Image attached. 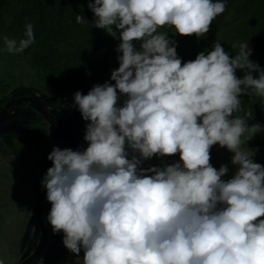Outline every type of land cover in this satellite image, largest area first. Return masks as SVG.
<instances>
[{
	"label": "rangeland",
	"instance_id": "obj_1",
	"mask_svg": "<svg viewBox=\"0 0 264 264\" xmlns=\"http://www.w3.org/2000/svg\"><path fill=\"white\" fill-rule=\"evenodd\" d=\"M6 5L4 9L0 7V12L10 7L9 2ZM195 10L181 13L164 9L135 28L136 32L151 33L161 38L164 62L138 51L132 52L122 41L116 40L110 66L116 70L120 84L163 93L166 68L176 59L179 40L199 30L210 31L217 37L220 33L210 17L197 15ZM220 18L231 20L232 12L227 10L220 14ZM18 51L12 39L0 40V68L10 82L6 94L0 97V105L3 98L40 93ZM182 77L183 72L180 71L174 81L182 80ZM143 97L150 110L141 119L149 140L141 154L142 163H155L160 176L155 187L143 186V192L146 190L147 194H143L140 213L148 215V224L140 231L131 230L137 215L133 210L124 218L100 215L80 216L74 220L46 217L51 234L49 248L59 250L63 257L83 259L82 264H264L259 244L242 253L229 248L236 231V202L246 195L235 170L240 166L245 146L242 148L237 142L230 118L224 115L213 95L205 94L203 99L190 103L209 115L205 117L204 143L189 132L175 130L170 133V149L166 133V104L180 99L176 96L160 100ZM152 105L159 111L164 109L157 120L149 117L154 113ZM237 129L240 132V128ZM12 135L7 142L0 136L2 149L22 147L20 133L8 134ZM11 140L15 142L13 146L9 145ZM256 146L254 148L264 150L263 143ZM19 176L20 173L15 182L20 189L8 190L14 208L24 206V203L17 202L22 199L26 202L29 197L22 194L25 183ZM152 189L154 198L149 196ZM21 214L0 218V264H14L18 260L23 244L21 230L34 226L29 213ZM67 264L78 263L72 261Z\"/></svg>",
	"mask_w": 264,
	"mask_h": 264
},
{
	"label": "flooded vegetation",
	"instance_id": "obj_2",
	"mask_svg": "<svg viewBox=\"0 0 264 264\" xmlns=\"http://www.w3.org/2000/svg\"><path fill=\"white\" fill-rule=\"evenodd\" d=\"M156 57L164 62L161 52ZM109 68L114 69L110 62ZM179 70L183 72L182 80L174 81L180 74ZM114 71L119 89L123 93L118 104L110 105L105 101H83L77 97L54 95L57 98L47 104L44 110L54 120L57 138L49 134L50 121L36 108L17 105L8 109L10 112L22 111L23 114L0 126L2 141L7 142L14 136H8L10 133H20L23 145L7 151L0 145V218L29 213L34 220V226L21 230L22 253L14 264H20L38 244L40 229L35 221L38 182L42 187L40 208L45 224L46 242L37 264L83 262V259L63 257L59 250L49 248L51 234L46 217L70 220L80 216L99 215L105 218H124L126 213L133 210L137 215L131 224V230L140 231L148 224V215L140 213L143 194H147L146 190L143 192V186L155 187L160 176L155 163H142L141 154L149 140L143 130L141 119L150 110L143 95L159 100L170 96L180 99L179 102L172 101L166 104L165 114L168 123L166 133L170 149L172 148L170 133L175 130L189 132L204 143L202 135L205 132V117L209 115L205 110L196 109L190 103L203 99L205 94L214 96L224 115L233 123L235 138L240 147L245 146L239 165L249 151L257 148V144H264V139L254 138L253 129L254 123H257L254 118V105L260 104L245 98H237L232 87L202 68L190 67L187 63L175 60L166 68V87L163 93L146 87L123 86L115 69ZM215 78L221 87L220 94L217 88L211 85ZM39 92L33 95L53 96ZM224 96L229 102L237 103L233 112H228L223 106ZM12 98L14 97L3 98L0 109ZM80 103L95 108L79 110ZM152 107L154 113L149 117L157 120L163 115L164 109L159 111L156 106ZM147 108L149 109L145 112ZM237 128H240V132ZM244 135L246 139H243ZM14 143L11 140L9 145L13 146ZM259 150L264 153L263 149ZM238 168V166L235 168L237 179ZM262 169L264 160L260 171ZM17 172L20 173L19 179H24L25 183L22 194L29 197L26 202H23V199L17 202L24 203V206L14 208L11 206L8 190L18 187V183L15 182L18 178ZM149 196L155 197L153 189ZM143 218L146 219V223L139 226Z\"/></svg>",
	"mask_w": 264,
	"mask_h": 264
},
{
	"label": "trees",
	"instance_id": "obj_3",
	"mask_svg": "<svg viewBox=\"0 0 264 264\" xmlns=\"http://www.w3.org/2000/svg\"><path fill=\"white\" fill-rule=\"evenodd\" d=\"M5 2L10 7L0 12V40L16 43L38 91L118 104L123 93L109 68L114 42L156 57L161 38L135 28L164 9L183 13L196 8L220 33L217 37L199 30L186 35L179 40L175 60L206 70L232 87L237 98L264 107V0H0L3 9ZM227 10L231 20L220 18ZM6 76L0 68V97L10 87ZM253 129L254 138L264 139L263 124L255 122ZM263 160L264 153L253 148L238 168L246 195L236 202L237 230L229 242L237 253L259 244L264 254V207L253 195Z\"/></svg>",
	"mask_w": 264,
	"mask_h": 264
},
{
	"label": "water",
	"instance_id": "obj_4",
	"mask_svg": "<svg viewBox=\"0 0 264 264\" xmlns=\"http://www.w3.org/2000/svg\"><path fill=\"white\" fill-rule=\"evenodd\" d=\"M211 85H214L217 90L218 94H220L221 87L219 85L218 79H213L211 82ZM57 96H45V95H20L18 97H14L10 99L8 102L3 105V107L0 109V126L5 123L8 120H11L21 114L23 112H10L8 109L12 106L17 105H26V106H32L36 108L39 112H41L49 121H50V127H49V134L52 137L57 138L58 133L56 130V126L54 123V120L52 116L47 114V112L44 110V107L55 100ZM223 106L228 112H233V110L237 107V103L235 102H229L226 97L224 96L222 101ZM83 108H95L92 106H89L84 103L79 104V110ZM254 116L256 118V121L260 124L264 125V109L260 105H254ZM41 194H42V187L40 182H38V193L35 203V221L37 222L39 229H40V237L38 240V244L34 251L29 254L20 264H37L39 261V258L41 256V253L43 251V248L45 246L46 242V230H45V224L43 221L42 213H41ZM253 195L255 199L259 202L260 205L264 207V169H262L258 176V181L253 189ZM81 203L79 204V206ZM146 223V219H142L139 223V226H143Z\"/></svg>",
	"mask_w": 264,
	"mask_h": 264
}]
</instances>
